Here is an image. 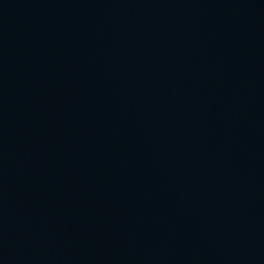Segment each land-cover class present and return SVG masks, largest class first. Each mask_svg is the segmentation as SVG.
<instances>
[{
    "label": "water",
    "instance_id": "95a60500",
    "mask_svg": "<svg viewBox=\"0 0 264 264\" xmlns=\"http://www.w3.org/2000/svg\"><path fill=\"white\" fill-rule=\"evenodd\" d=\"M0 264H264V0H0Z\"/></svg>",
    "mask_w": 264,
    "mask_h": 264
}]
</instances>
